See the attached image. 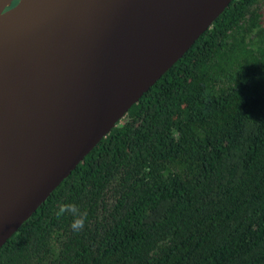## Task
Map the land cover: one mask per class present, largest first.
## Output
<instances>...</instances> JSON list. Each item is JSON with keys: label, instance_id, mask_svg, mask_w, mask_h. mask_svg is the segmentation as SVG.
<instances>
[{"label": "trees", "instance_id": "obj_1", "mask_svg": "<svg viewBox=\"0 0 264 264\" xmlns=\"http://www.w3.org/2000/svg\"><path fill=\"white\" fill-rule=\"evenodd\" d=\"M61 202L86 212L82 231L56 216ZM0 264H264V0H233Z\"/></svg>", "mask_w": 264, "mask_h": 264}, {"label": "water", "instance_id": "obj_2", "mask_svg": "<svg viewBox=\"0 0 264 264\" xmlns=\"http://www.w3.org/2000/svg\"><path fill=\"white\" fill-rule=\"evenodd\" d=\"M0 0V248L233 0Z\"/></svg>", "mask_w": 264, "mask_h": 264}, {"label": "clouds", "instance_id": "obj_3", "mask_svg": "<svg viewBox=\"0 0 264 264\" xmlns=\"http://www.w3.org/2000/svg\"><path fill=\"white\" fill-rule=\"evenodd\" d=\"M55 214L58 218L71 215L72 220L70 222V228L75 233L83 230L87 220L86 212L81 211L79 206L75 203H59Z\"/></svg>", "mask_w": 264, "mask_h": 264}]
</instances>
